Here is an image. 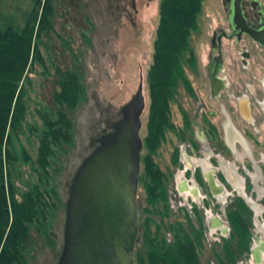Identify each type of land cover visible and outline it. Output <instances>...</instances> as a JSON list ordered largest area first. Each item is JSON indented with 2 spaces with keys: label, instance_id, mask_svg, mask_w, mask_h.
Returning a JSON list of instances; mask_svg holds the SVG:
<instances>
[{
  "label": "rangeland",
  "instance_id": "obj_1",
  "mask_svg": "<svg viewBox=\"0 0 264 264\" xmlns=\"http://www.w3.org/2000/svg\"><path fill=\"white\" fill-rule=\"evenodd\" d=\"M51 4L52 32L43 34L37 43L45 68L42 69L35 63L27 74L30 85L27 89L28 108L25 121L30 126L40 125L37 111L52 105L51 95L56 89V70L78 68L85 96L76 108L68 113L71 123V145L59 147L51 162V177L47 187L49 189L51 186L55 192L50 201L55 210L46 222L45 232L30 229L31 242L26 256L28 264H56L62 245L64 203L72 175L94 148L96 139L106 134L110 126L120 118L119 109L136 92L139 78L142 79V94L145 100L139 134L140 137L144 135L148 105L145 76L151 63L159 0H52ZM31 7L32 0H0V32L7 28L20 32ZM219 14V0L202 1L198 30L190 40V49L196 58L197 73L193 74L192 67L185 70L189 88L200 83L201 71L206 61L207 43L211 32L217 26L216 19L219 18ZM186 91L179 86L171 104V120L176 127H183L182 113L190 117L193 108L192 97ZM202 96L199 95L198 98L204 103ZM255 130L259 142L256 147L257 158L248 160L249 163L245 164L246 175L240 169L241 159H236L232 154L226 159H220L219 153L212 151V144L206 146L201 137V129L194 125L191 137L195 143L193 153L188 143L190 139L177 142L170 135L169 140L172 144L162 145L154 158L164 170L169 165L173 146L179 152L190 156L188 162L179 156L180 166L170 168L171 189H175L178 183H184L186 187L192 186L191 176H183L184 170L191 173L196 167L201 172L209 171L208 178L216 191L207 186L206 193H203L207 207L204 212L201 210L205 237L204 250L200 257L201 264H216L210 249L214 244L219 245L221 239L228 237L227 229L220 230L222 225L227 228L228 225L219 212H223L231 200L235 198L242 200L241 185L245 186L242 193L244 192L249 200L248 202L244 198L242 202L251 213L250 245L257 247L259 243L264 247V166L258 163L260 156L264 155L262 143L264 128ZM20 141L28 155L33 158L37 147L36 135L29 134L25 129ZM18 167L21 174L13 172L14 184L17 188L24 189L23 182L32 184L36 177L28 173V166L19 163ZM223 169L230 171L238 179L241 178L242 184L237 179L235 182L230 181L232 185L221 184L217 174H221ZM202 180L207 185L206 178L202 177ZM176 192L170 196V208L177 209L178 204L186 208L191 202L198 209L202 206L200 199L190 200L184 191ZM47 193L51 194L50 191ZM141 193L137 185L138 205L142 202ZM175 196L178 202L174 200ZM210 218L217 220L221 226L211 227L208 221ZM258 255L259 262H255L249 251L247 258L238 261L237 264H264V251H259Z\"/></svg>",
  "mask_w": 264,
  "mask_h": 264
},
{
  "label": "trees",
  "instance_id": "obj_2",
  "mask_svg": "<svg viewBox=\"0 0 264 264\" xmlns=\"http://www.w3.org/2000/svg\"><path fill=\"white\" fill-rule=\"evenodd\" d=\"M202 1L159 0L151 63L145 76L148 105L137 183L142 202L138 205L133 264H201L205 237L200 213L194 206L191 215L183 208L176 213L168 208L169 177L154 158L160 147L168 143L169 135L183 141L188 128L187 123L184 129L174 126L171 104L179 86L190 92L185 70L193 65L190 40L198 30ZM51 3L52 0H32L23 29L0 32V264H28L30 229L45 232L46 222L55 210L50 202L55 192L47 187L51 162L59 147L71 145L68 113L85 96L78 68L56 70L52 105L37 111L40 125L30 126L25 121L30 85L27 74L35 63L45 68L37 43L43 34L52 32ZM25 129L37 138L33 158L20 141ZM177 158V150L172 148L170 166H176ZM19 163L28 166V173L36 177L32 184L23 182L24 189L14 184L13 172L21 174ZM195 176L200 183L198 172ZM250 218L242 200L235 198L228 203V237L210 249L216 264H237L247 258Z\"/></svg>",
  "mask_w": 264,
  "mask_h": 264
},
{
  "label": "flooded vegetation",
  "instance_id": "obj_3",
  "mask_svg": "<svg viewBox=\"0 0 264 264\" xmlns=\"http://www.w3.org/2000/svg\"><path fill=\"white\" fill-rule=\"evenodd\" d=\"M219 2L220 16L216 19L217 26L211 32L207 43L206 61L201 71L200 83L196 86L194 84L189 89L193 106L191 115L187 117L182 113V126L184 127L187 123L188 128L184 130V140L180 142L190 139L192 143L190 141L188 143L193 153L195 143L191 140L192 125L197 126L201 129V137L206 146L212 144V151L219 153L220 159H226L231 154L236 159H241L240 169L246 175L245 164L249 163L248 160L257 158L256 147L259 142L255 128H264V32H261L264 30V0H219ZM196 67V58L193 54L191 69L193 74L197 73ZM199 95H203L204 103L198 98ZM183 127L177 128L184 129ZM169 136L167 142L171 145ZM262 143L264 145V138ZM177 153V164L174 166L176 168L180 166L179 156L187 162L190 157L178 150ZM258 163L264 166L263 154ZM171 167L170 164L164 170L159 167L163 173L167 172L169 177L166 187L168 208L174 213L183 208L191 215V209L194 206L203 222L201 212H204L207 207L203 193H206L207 186L212 191H216L208 178L209 171L201 172L196 167L191 173L184 170L183 176H191L192 186L186 187L184 183H178L175 189H171L172 176L169 175ZM196 172L199 174L200 183L196 180ZM221 174L217 175L224 186L231 183L230 181L235 182L236 179L242 184L241 178L238 179L226 169H223ZM202 177L206 178L207 185ZM244 189L245 186L241 185V198L249 202L244 192L242 193ZM183 191L190 200L200 199L202 205L200 209L192 202L186 208L179 204L177 209L170 208V196L175 192ZM173 198L177 201L176 196ZM219 213L225 219V210ZM208 221H212V227L221 226L213 218ZM220 230L226 231V227L222 225Z\"/></svg>",
  "mask_w": 264,
  "mask_h": 264
},
{
  "label": "water",
  "instance_id": "obj_4",
  "mask_svg": "<svg viewBox=\"0 0 264 264\" xmlns=\"http://www.w3.org/2000/svg\"><path fill=\"white\" fill-rule=\"evenodd\" d=\"M144 109L139 78L136 92L119 109L120 118L96 139L72 175L56 264H133L138 241L136 192ZM257 244L249 248L255 262H259V251H264L262 244Z\"/></svg>",
  "mask_w": 264,
  "mask_h": 264
},
{
  "label": "crops",
  "instance_id": "obj_5",
  "mask_svg": "<svg viewBox=\"0 0 264 264\" xmlns=\"http://www.w3.org/2000/svg\"><path fill=\"white\" fill-rule=\"evenodd\" d=\"M264 193V192H263ZM211 225V224H210ZM212 227V226H211Z\"/></svg>",
  "mask_w": 264,
  "mask_h": 264
}]
</instances>
